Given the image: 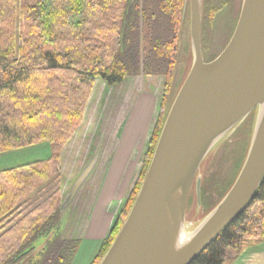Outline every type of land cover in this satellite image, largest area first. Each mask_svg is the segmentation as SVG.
<instances>
[{
  "label": "trees",
  "instance_id": "trees-1",
  "mask_svg": "<svg viewBox=\"0 0 264 264\" xmlns=\"http://www.w3.org/2000/svg\"><path fill=\"white\" fill-rule=\"evenodd\" d=\"M183 2L0 0V154L49 148L45 160L0 171V264L71 263L79 242L59 237L58 192L39 194L57 175L59 152L80 125L95 80L112 87L139 75L164 77L162 113L177 65ZM249 118L254 123V113ZM157 131L129 205L91 264L102 260L131 208ZM263 241L264 178L242 214L191 264H227L228 252Z\"/></svg>",
  "mask_w": 264,
  "mask_h": 264
},
{
  "label": "water",
  "instance_id": "water-1",
  "mask_svg": "<svg viewBox=\"0 0 264 264\" xmlns=\"http://www.w3.org/2000/svg\"><path fill=\"white\" fill-rule=\"evenodd\" d=\"M187 4L189 71L165 117L131 208L99 264H191L242 214L264 178V0H241L228 43L208 63L200 47L201 0ZM251 113V138L237 177L196 227L185 231L194 179L199 198L201 164ZM98 158L96 153L72 182L60 211L72 204Z\"/></svg>",
  "mask_w": 264,
  "mask_h": 264
},
{
  "label": "rangeland",
  "instance_id": "rangeland-1",
  "mask_svg": "<svg viewBox=\"0 0 264 264\" xmlns=\"http://www.w3.org/2000/svg\"><path fill=\"white\" fill-rule=\"evenodd\" d=\"M138 1L141 5V0ZM187 1L184 0L183 3L187 4ZM240 5L241 0H201L200 46L205 62L213 60L228 43V38L231 37L238 18ZM181 21L184 24L177 45V65L169 87H166V104L162 113H160V106L165 92L166 80L164 77L139 75L134 78H125L120 85L112 87H107L102 81L95 80L84 108L81 123L72 138L59 152L57 175L39 194L44 199L48 194L57 191L62 203L72 182L89 160L98 151L100 152V158L92 172V177L79 190L80 192L70 207L60 213L62 229L59 237L65 240L78 241L86 227V216L90 202L99 191L97 190L99 179L105 178L107 174H114L113 170L110 169L114 152L122 140L131 112L134 109H142V111L148 112V115L145 113L142 116L141 135L136 143L132 141V144L135 145L134 153L126 165L128 168L126 172H130V169L134 168V177L130 182L125 198L118 205V210L112 207L109 210L113 217L107 234L98 245L94 243L95 241H88L86 246L82 249L79 248L69 264H91L100 249L101 243L107 240L111 229L120 221L119 219L122 218L129 205L134 187L143 171V158L150 149L154 134L157 130H161L162 121L166 117L191 65L188 4ZM142 99L143 106L142 104L140 106L139 102ZM151 109H153V113L150 115ZM252 127L253 123L248 116L242 124L217 142L204 159L197 173V176L200 177L199 198L197 199L195 194L196 179H194L188 195L185 210V231L191 232L218 204L233 184L245 159ZM126 136L128 137V135ZM141 151L142 154L140 155ZM48 156L47 144L7 152L0 154V169L45 160ZM95 247L97 252L93 256Z\"/></svg>",
  "mask_w": 264,
  "mask_h": 264
},
{
  "label": "crops",
  "instance_id": "crops-1",
  "mask_svg": "<svg viewBox=\"0 0 264 264\" xmlns=\"http://www.w3.org/2000/svg\"><path fill=\"white\" fill-rule=\"evenodd\" d=\"M142 101L143 99L139 102L140 106L141 104L143 106ZM153 109H151L150 115L153 113ZM145 113L148 115V112H146V110L142 111V109H134L130 114V119H128V123L125 128L126 130L122 135V140L116 146L113 161L111 163L110 169L113 170L114 174H107L105 178L101 177V179H99V185L97 187V190L99 191L90 202V206L88 208L86 216V227L81 233V238L78 240V249H82V247L86 246L89 243L88 241H95L94 243L98 245V243L104 238L105 234H107V231L110 227V221L113 217L112 213L109 211L110 208L112 207L113 209L118 210L119 203L123 201L127 191L129 190L130 182L133 179L135 173L134 168H131L130 172H126L128 171L126 165L129 158L133 157L135 145L132 144V141L133 143H136L137 139L141 135V119ZM126 135H128V137ZM97 153L99 154L100 158V152L98 151ZM141 154L142 151L140 152V155ZM136 161L137 158L135 160V164ZM1 170L4 169H0V171ZM136 170L138 171L137 168ZM92 175L93 174L91 173L87 181L92 177ZM86 182L83 184V186L86 184ZM61 229L62 226L60 230ZM96 252L97 251L95 247L93 256H95ZM227 264H264V241L245 247L238 254L228 252Z\"/></svg>",
  "mask_w": 264,
  "mask_h": 264
},
{
  "label": "flooded vegetation",
  "instance_id": "flooded-vegetation-1",
  "mask_svg": "<svg viewBox=\"0 0 264 264\" xmlns=\"http://www.w3.org/2000/svg\"><path fill=\"white\" fill-rule=\"evenodd\" d=\"M200 167H201V166H200ZM199 170H200V168H199ZM199 170H198V171H199ZM197 173H198V172H197ZM195 182H196V180H195Z\"/></svg>",
  "mask_w": 264,
  "mask_h": 264
}]
</instances>
